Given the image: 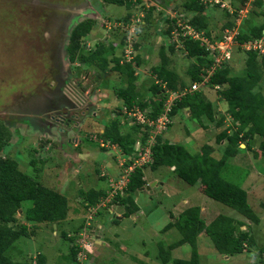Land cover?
I'll list each match as a JSON object with an SVG mask.
<instances>
[{
    "label": "rangeland",
    "instance_id": "obj_1",
    "mask_svg": "<svg viewBox=\"0 0 264 264\" xmlns=\"http://www.w3.org/2000/svg\"><path fill=\"white\" fill-rule=\"evenodd\" d=\"M126 1L129 3L114 5L102 0H87V3L85 0H0V121L10 134L9 145L3 147V152L17 161L22 172L67 199L66 216L55 229L45 222L27 223L30 235L19 237L5 250L11 259L18 260L27 255L34 258L40 252L44 255L43 264H161L156 243L166 246L180 237L175 228L165 231L162 228L185 207L198 206L205 222L217 213L235 219L243 218L227 206L206 197L199 188V182L188 185L166 166L153 170L142 168L149 188L134 194L138 209L131 215L111 221L116 213H122L120 205L107 204L94 212L93 207L85 208L81 202V191L107 188L108 180L118 175V162L125 157L120 155V148L115 145V151L103 150L90 136L88 138V135L95 136L99 122L108 123L111 113L115 112L113 108L120 107L121 102L115 90L125 85V76L118 73L113 63L100 70L93 62L82 63L77 59H68L65 47L74 24L83 19L94 20L91 30L78 40L83 52L99 44L105 47L109 44L118 56L129 44L132 49L127 47L126 51L134 50L138 53L139 65L134 67V85L141 100L150 96L148 88L151 84H162L155 80L151 72V68L160 63V46L167 57L166 67L187 84V70L195 62L193 57L185 55L181 44H171L177 38L176 32L172 36L162 33L170 25L169 19H187L193 14L182 5L187 0ZM199 1L210 4L204 11L207 31L210 35H220L222 24L232 19V14L224 12L233 11L230 0ZM251 1L246 0L236 11L230 31L238 32L240 27L246 30L247 26L264 22V0L252 8ZM215 2L218 5L212 6ZM250 9L255 12L251 13ZM147 13L149 15L146 20L144 16ZM65 16L68 20L65 38L58 40L63 36L60 37L61 18ZM56 41L61 45L58 47L60 56L66 64L62 73L60 69H50L54 59L51 47ZM244 55L238 49L232 50V57L227 62L231 73H241ZM131 61L134 66V61ZM70 70H74V76H71ZM55 72L60 76L58 94H63H60L58 100H48L44 96L43 83L49 81V73ZM260 88L264 93V80ZM200 90L204 98L214 106L215 113H222L225 104L220 99L218 101L215 91L207 86ZM104 91L105 97L99 95V92ZM61 95L64 97L61 98ZM58 105H67V111L62 113L71 117L72 125L63 132L53 131L56 125L51 123L45 125L49 115L60 113L57 112ZM185 110H178L170 118L161 137L182 144L191 153L197 152L201 144L207 143L211 147V155L218 158L224 143L215 141L214 135L228 126L230 120L225 118L221 126H215L214 122H204L205 127L201 128ZM260 111L264 112V106ZM123 120L129 121L128 118L123 119L122 114L118 116V121H121L120 130L127 129L123 126ZM46 127H49V131ZM257 142L258 138L255 137L254 144ZM243 146L241 142L239 147ZM249 155V150L239 149L234 156L226 159L220 175L246 191L247 203L257 216V223L245 219V225H240L239 229L249 230L255 245L240 253L223 255L214 249L209 236L199 233L195 239L198 264H263L261 262L264 259L258 261L257 249L264 245V164L251 159ZM101 171L109 179L107 176L105 179L98 178ZM154 180L157 183L150 185ZM29 205L30 201L25 200L21 207L25 209ZM19 213L17 223H22ZM81 222L85 226L84 236L73 232L71 240L61 236V230H74ZM13 226L18 227L17 224ZM97 234L101 242L95 246L93 239ZM80 238L88 244L78 254ZM73 243L77 248L76 261L70 259L68 253ZM169 254L171 257L186 259L190 254V245L182 243L172 248ZM91 257H94V262L89 261Z\"/></svg>",
    "mask_w": 264,
    "mask_h": 264
},
{
    "label": "trees",
    "instance_id": "obj_2",
    "mask_svg": "<svg viewBox=\"0 0 264 264\" xmlns=\"http://www.w3.org/2000/svg\"><path fill=\"white\" fill-rule=\"evenodd\" d=\"M102 1L114 5L127 4L128 2L126 0ZM245 2L246 0H230L233 11L228 13L227 10H224V12L227 15L232 14V19L222 24L221 31L233 27V16ZM250 4L251 8L252 6H259L261 0H252ZM182 5L193 14L187 19H180L196 30H203L204 35L209 38L210 32L207 31L205 26L204 11L209 8L210 4L202 3L199 0H187ZM216 5H218V2L212 6ZM150 8L153 9L151 6ZM250 11H252L251 13L255 12L253 9H250ZM148 15L149 13L144 16V19L147 20ZM168 22H170V25H167L162 33L172 36L171 31L174 28L177 29L176 39H178V42L172 40L171 44H181L185 55L194 58L195 62L187 70L189 83L180 80L175 72L166 67L167 57L163 54V48L160 46L158 48L160 63L152 67L151 72L155 80L160 81L162 84H157V82L151 84L148 88L150 96L145 100L139 98L134 85V67L139 65L138 53L133 50L131 52L133 59L126 61L123 58V50L120 55L116 56L109 44L106 46L107 48L99 44L88 52H83L82 47L78 45V40L91 30L94 20L90 18L83 19L74 24L68 35L65 52L69 60L77 59L82 63L93 62L100 70L108 66L109 63H113V67L118 70V73L125 76V85L115 90V95L121 102L120 107L124 106L128 109L130 106L136 105L141 110L146 111L147 120H154L163 110L167 91H181L189 88L192 82L200 81L201 75L205 73L204 69L211 63L208 50L197 39L180 35L179 28L175 27L174 19H169ZM247 27L246 30L239 28L235 36L238 42L258 39L259 37L264 39V22ZM219 36L212 35L214 38ZM169 48L171 49V45ZM244 54L240 74L231 73V69L227 64H223L212 72L205 85L191 91H185L179 98L174 99L167 113L171 118L178 110L186 109L188 116L195 119L201 128L205 127L204 122H214L215 126H221L223 120L228 116L230 124L221 128L214 135L215 141L224 143L220 156L214 158L210 153L211 147L207 143L201 144L197 152L191 153L182 144L169 142L158 134L154 137V142L150 146V159L148 162L133 168L123 188V193H117L111 198V204H118L122 207L120 217L130 215L138 209L134 200V192H138L139 188L146 185L142 168L148 167L153 170L159 166H167L172 167L171 171L186 184L193 185L199 182V188L206 197L227 206L243 217L235 219L232 216L217 213L208 222H205L200 216L198 206L185 207L174 217V220H168L162 228L165 231L173 227L180 234V237L166 246L161 245L159 242L156 243L157 256L161 264H198L195 239L199 233L209 236L214 249L223 255L229 256L240 253L255 245L249 230L239 229L240 225H245L243 221L245 219L248 222L257 223V216L247 203L246 191L225 180L220 175L226 159L234 156L239 149L249 150L251 159L264 164V112L260 111V108L264 106V93L260 88L264 80V53L258 54L246 50ZM131 60L134 61V66H132ZM214 84L218 87L213 88ZM206 86L215 91L218 101L220 99L224 102L225 106L222 113L218 112L217 115L212 103L204 98L200 89ZM120 107L114 108L116 110L115 116L109 117L108 123H103L101 131L97 130L94 134L97 138L116 145L120 148L122 155H130L124 162V165H127L131 158L141 152L144 142L152 130L146 125H143V130H139L140 126L137 124L127 125L126 122L123 126H126L127 129L120 130L121 124L118 121V116L122 112ZM139 131L140 134L138 135ZM8 137H10L9 131L0 121V264H43L44 255L40 252H37L34 258L27 255L22 259L15 260L9 258L5 254V250L19 237L30 235V231H27V223L45 222L50 224L52 229H55L57 224L66 216L67 199L58 191L39 183L34 177L19 169L17 161L11 158L7 152H3V147L9 145ZM255 137L258 138L257 144H254ZM136 140L139 141L140 149L133 154V145ZM241 142L244 144L243 147H239ZM99 147L105 149L102 146ZM98 172L97 170V174ZM106 176L98 175V178L103 179ZM104 196L105 191L103 189L90 188L81 191V202L86 203L84 204L86 208L88 205H94L99 198ZM25 200H29L30 205L23 209L21 205ZM18 211L22 216V223H17ZM116 220V217H112L111 221ZM14 224H17L18 227H14ZM53 224L54 227H52ZM81 226L82 222L74 230H61V236L71 240L74 236L72 232L77 234ZM182 243L190 245L189 257L186 259L171 257L170 250ZM75 245L71 244L69 247L70 259L75 257L77 251ZM257 250L258 261L261 262L264 259L262 257L264 245L259 246ZM261 263L264 264V260Z\"/></svg>",
    "mask_w": 264,
    "mask_h": 264
},
{
    "label": "built area",
    "instance_id": "obj_3",
    "mask_svg": "<svg viewBox=\"0 0 264 264\" xmlns=\"http://www.w3.org/2000/svg\"><path fill=\"white\" fill-rule=\"evenodd\" d=\"M216 3V2H215ZM137 21V19H135ZM179 21V22H178ZM134 22V19H133ZM175 27L177 26L180 31V35L182 36H187L190 37L191 39H197L201 45L204 46L206 50H208V56L211 59V63L209 66L204 69L205 73L201 75V79L198 82H192L189 86V88L183 89L181 91H167V95L165 97V102L163 103V110L160 112V114L154 119V120H147L146 118V111L141 110L139 107L136 105L130 106L128 109H126L124 106L121 107L122 111V116H125L128 118L129 122L128 123H137L140 125L141 130H143V125H146L151 128L152 132L148 134V137L145 141V145L143 146L141 152L134 156L131 161L127 164L124 165V159L122 158L121 161L118 162V165L120 166V169L118 171V175L116 178L109 179L108 177V182L107 188L104 190L105 191V196L101 197L98 199V201L94 205H88L86 208H91L93 207L94 212H96L100 207H105L107 204H111V198L115 194H122L123 193V188L125 184L128 181L129 174L133 170V168L142 165L143 163L147 162L150 159V145L154 141V137L158 134H161L165 129L166 125L170 122V117L167 115L169 111L170 104L174 99L179 98L180 95L185 93V91H191L193 89H196L197 87H200L201 85H205L207 82L209 76L212 74V72L221 66L224 62L229 60L231 56V51L234 47H239L242 50H251L254 51L258 54L264 53V39L262 37H259L258 39H249L245 40L241 43H239L236 39L235 36L237 34V31H230L231 28H225L223 29L218 38L212 37L210 35L211 39L206 37L202 30H196L189 24H186L182 20H176L175 22ZM172 33L178 32L177 29H173L171 31ZM215 39V40H214ZM176 42H178V39H174ZM129 47L130 49L131 46L129 44H126L125 48L123 49V58L126 61H130L131 59V52L130 50L127 52L126 49ZM127 53V54H126ZM122 59L120 60V62ZM218 85L214 84L213 88H217ZM114 112L111 113V116H114ZM91 138L95 140L99 146H104V147H112V144H110L107 140L104 141L101 138H97L96 136H92ZM138 141L136 142L137 146L135 147V150H139V145ZM100 176H103L104 173L101 171L99 173ZM105 177V178H107ZM86 204L85 202H83ZM111 206V205H109ZM111 210V207L108 208V211ZM113 211V210H112ZM114 212V211H113ZM112 212V213H113ZM85 219V218H84ZM82 220V222L84 221ZM85 223V222H84ZM78 234H86L85 231V226L84 224L79 228ZM88 243H86L83 238H80V246L79 250L77 253L82 251V249H85V246Z\"/></svg>",
    "mask_w": 264,
    "mask_h": 264
},
{
    "label": "flooded vegetation",
    "instance_id": "obj_4",
    "mask_svg": "<svg viewBox=\"0 0 264 264\" xmlns=\"http://www.w3.org/2000/svg\"><path fill=\"white\" fill-rule=\"evenodd\" d=\"M85 3H87V0H85ZM90 4V3H88ZM73 7V6H72ZM67 16H65L64 18H61V29H60V37L61 38H58V40H63L65 38V31H66V23H67ZM60 43L56 41V43H54L51 47L52 49V52H51V56H54V59H53V62L51 63L52 64V67L50 69H53L55 70L56 69H60V73H62L63 71V67H64V62H63V59L61 58L60 56ZM62 60V62H61ZM63 63V64H62ZM66 65V64H65ZM70 74L71 76H74V70H70ZM49 81L47 82H44L43 86H44V89H43V92L45 93L44 96H47V99H59L60 98V94H63L60 92V94H58V91L60 90V88H57L58 86V81H60V76L58 73H53V74H50L49 73ZM70 76V77H71ZM63 79V78H62ZM61 79V80H62ZM75 85L77 84V82H74ZM64 96L61 95V98H63ZM57 100L53 101L52 103L56 102ZM51 103V104H52ZM59 108V111H57V108L55 109L57 112H60V113H55V114H52V115H49V119H47V124L51 123L52 125H56V131H65L67 128H69L68 126L69 125H72V123L70 122L71 120V117H68L67 115L63 114L62 111H67L66 109H68V106L67 105H58L57 106ZM66 108V109H65ZM66 113V112H65ZM58 127V128H57ZM49 131V127H46Z\"/></svg>",
    "mask_w": 264,
    "mask_h": 264
},
{
    "label": "crops",
    "instance_id": "obj_5",
    "mask_svg": "<svg viewBox=\"0 0 264 264\" xmlns=\"http://www.w3.org/2000/svg\"><path fill=\"white\" fill-rule=\"evenodd\" d=\"M99 93H100L99 95H102V96H104V97H105V95H106V91H104V92H99ZM113 109H114V108H113ZM114 110H115V109H114ZM110 111H111V110H110ZM110 111H109V112H110ZM102 125H103V123H100V122H99V124H97V129H98L99 131H100V129H101L100 127H102ZM52 129H53V128H52ZM52 129H51V130H52ZM51 130H50V131H51ZM53 131H56V130H53ZM165 131H166V130H165ZM165 131H164V132H165ZM59 132H61V131H59ZM164 132H163V133H164ZM41 135H43V134L41 133L40 136H41ZM47 135H48V133L46 134V136H47ZM44 136H45V135H44ZM89 136H90V135H88V138H89ZM41 137H42V136H41ZM166 140H168V139H166ZM168 141H169V140H168ZM75 142H76V141H75ZM169 142H170V141H169ZM221 142H222V141H221ZM239 146H240V144H239ZM47 147H48V146H47ZM45 149H46V148H45ZM114 151H115V150H114ZM120 154H121V152H120ZM166 167H167V166H166ZM168 168H170V170L172 169L171 167H168ZM106 175H107V174H106ZM143 178H144V177H143ZM103 179H105V177H104ZM144 179H145V178H144ZM145 181H146V179H145ZM156 183H157V180H154L153 182H151L150 185H154V184H156ZM146 185H147V181H146ZM159 185H160V184H159ZM93 189H94V188H93ZM97 189H101V188H100V187H99V188H95V190H97ZM103 190H105V187H104ZM140 190H145V188H144V187L139 188V191H140ZM136 194H137V193H136ZM134 200H135V202H136V199H134ZM114 212H115V211H114ZM130 215H131V214H130ZM117 216H118V217H117ZM115 217H116L117 219H119V218H120V215L116 213V216H115ZM53 225H54V224H53ZM53 225H52V226H53ZM94 237H95V239H93V242L95 243V246H96V245L100 244L101 239H100V237H99V234L95 235ZM74 260L76 261L75 257H74ZM90 260H91L92 262L95 261V260H94V257H91V259H89V261H90ZM77 263H79V262H77ZM80 264H82V263H80ZM95 264H97V263H95Z\"/></svg>",
    "mask_w": 264,
    "mask_h": 264
},
{
    "label": "clouds",
    "instance_id": "obj_6",
    "mask_svg": "<svg viewBox=\"0 0 264 264\" xmlns=\"http://www.w3.org/2000/svg\"><path fill=\"white\" fill-rule=\"evenodd\" d=\"M239 43H241V42H239ZM233 49H238V50H240V51H242V52H244V51H246V50H242V49H240L239 47H234ZM232 49V50H233ZM231 57H232V51H231V56H230V58H229V60L231 59ZM229 60H227L226 62H224L223 64H227V62L229 61ZM223 64H221V66L223 65ZM220 66V67H221ZM122 107V106H121ZM114 111H116V110H114ZM114 114H115V112H114ZM121 114H122V112H121ZM115 116V115H114ZM112 117V116H111ZM122 118L123 119H125L126 117L125 116H122ZM226 118H228V116H226ZM127 123V125H130V124H137V123H128L129 121H122V123L124 124V123ZM120 123H121V121H120ZM138 126H140L139 124H137ZM139 130H141V128L139 127ZM100 131H101V129H100ZM95 133V132H94ZM90 137H91V135H90ZM90 139V138H89ZM92 139V138H91ZM93 140V139H92ZM95 141V140H94ZM138 140H136L135 141V143H134V145H133V154H135V152L137 151V150H135V144H136V142H137ZM139 142V141H138ZM241 144V143H240ZM97 145H98V143H97ZM137 145V144H136ZM112 146L114 147V144H112ZM116 146V145H115ZM108 149H113L114 150V148H112V147H105V149L104 150H108ZM120 155H122V154H120ZM123 156H125L123 159H124V162L126 161V159L127 158H129L130 157V155L129 156H126V155H123ZM132 159V158H131ZM130 159V160H131ZM148 162V161H147ZM146 163V162H145ZM145 163H143L142 165H144ZM142 165H140V166H142ZM137 167H139V166H137ZM172 168V167H171ZM83 203V202H82Z\"/></svg>",
    "mask_w": 264,
    "mask_h": 264
},
{
    "label": "water",
    "instance_id": "obj_7",
    "mask_svg": "<svg viewBox=\"0 0 264 264\" xmlns=\"http://www.w3.org/2000/svg\"><path fill=\"white\" fill-rule=\"evenodd\" d=\"M144 188L148 189L149 188V185H145ZM136 193H137V191L134 192V194H136ZM53 227H54V225H53Z\"/></svg>",
    "mask_w": 264,
    "mask_h": 264
}]
</instances>
